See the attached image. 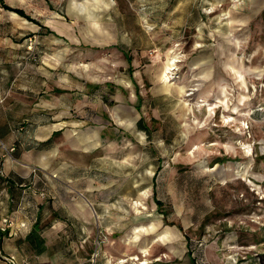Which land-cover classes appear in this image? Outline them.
Wrapping results in <instances>:
<instances>
[{"label":"rangeland","instance_id":"rangeland-1","mask_svg":"<svg viewBox=\"0 0 264 264\" xmlns=\"http://www.w3.org/2000/svg\"><path fill=\"white\" fill-rule=\"evenodd\" d=\"M113 1L75 0L76 15L60 1L75 45L54 52L29 40V73L58 56L60 86L85 83L87 125L100 135L79 161L85 173L56 178L44 188L59 194L42 201L60 221L90 217L89 264L94 254L96 264H264V17L234 0ZM142 117L148 133L127 127Z\"/></svg>","mask_w":264,"mask_h":264},{"label":"crops","instance_id":"crops-1","mask_svg":"<svg viewBox=\"0 0 264 264\" xmlns=\"http://www.w3.org/2000/svg\"><path fill=\"white\" fill-rule=\"evenodd\" d=\"M60 1L0 0V146L14 148L10 154L0 150V168L4 174L0 176V259L13 258L14 264H89L81 251L90 237L89 227L86 228L90 217L84 212L68 223L60 221L52 216L55 207L50 210L42 199L50 192L52 197H48L52 199L59 194L58 190L44 188H52L56 178L67 177L70 183L78 174H84L79 161L100 145L99 133L87 125L92 117V94L84 82L73 84L74 89L60 86L58 56L41 57L37 73H29L26 64L31 39L46 38L45 46L54 52L75 45L78 40L75 26L57 6ZM235 1L234 6L242 4L247 16L264 17V0ZM29 2L37 3L34 15L25 11ZM4 5L24 11L34 22L4 9ZM67 5L76 15L75 0H68ZM110 8L106 6L104 11ZM100 16L85 21L92 25ZM128 57L131 58L126 55L127 71L132 76V58L129 62ZM162 84L165 92H173V86ZM181 88H177L180 93ZM135 96L138 104L134 109L140 112L143 99L138 88ZM100 102L106 107L107 97L101 96ZM103 118L107 119L106 114ZM139 120L147 131L137 125ZM133 124L148 133L143 117L129 122L127 127ZM60 137L64 144L60 143ZM67 198H71L70 194ZM56 204L59 206V202ZM81 224L82 235L76 232V226ZM161 236L164 238L166 234ZM74 240L80 243L77 250L69 248Z\"/></svg>","mask_w":264,"mask_h":264},{"label":"trees","instance_id":"trees-1","mask_svg":"<svg viewBox=\"0 0 264 264\" xmlns=\"http://www.w3.org/2000/svg\"><path fill=\"white\" fill-rule=\"evenodd\" d=\"M3 7H4V9H6V10H9V11L15 12V13H17L19 16L24 17V18H26L27 20H29V21H33V22H34V20H33L30 16H28L24 11H22V10H20V9H13V8L8 7L7 5H4ZM130 60H131V58L128 57V61H129V62H130ZM129 70H130V72H132V69H131V68H130ZM137 125L141 126V129L147 131L146 128H142V120H139ZM155 203H156V205L158 206L159 210L161 209V207H163V203H161L159 200H155ZM0 233H1V232H0Z\"/></svg>","mask_w":264,"mask_h":264},{"label":"built area","instance_id":"built-area-1","mask_svg":"<svg viewBox=\"0 0 264 264\" xmlns=\"http://www.w3.org/2000/svg\"><path fill=\"white\" fill-rule=\"evenodd\" d=\"M2 146H4V145H2ZM4 149H5L6 152H7L6 154H10V153H12V152L14 151V148H13V147L8 148V149H7V148H4ZM3 175H4V174H3V170L0 168V176H3ZM5 222H7L6 219H4V223H5ZM1 230H2V231H5V228L2 227ZM95 257H96V254H94V255L90 258V263H91V264H96V262H95ZM8 261H9L11 264H14V261L12 260V258H11V259H8ZM122 261H123V260H122ZM122 261H121V262H122ZM121 262H120V263H121Z\"/></svg>","mask_w":264,"mask_h":264},{"label":"bare ground","instance_id":"bare-ground-1","mask_svg":"<svg viewBox=\"0 0 264 264\" xmlns=\"http://www.w3.org/2000/svg\"><path fill=\"white\" fill-rule=\"evenodd\" d=\"M172 59L170 60V62H169V65H170V67L168 68V70L165 72V73H168V71H172V66H174L175 65V63H176V58H175V56H173V57H171ZM175 69H176V67H175ZM174 69V70H175ZM169 72V73H170ZM168 73V74H169ZM166 77H167V75H166ZM168 78V77H167ZM165 80H167V79H165ZM168 81V80H167ZM143 256H146V254H142ZM132 259H135V260H139V257H137V256H135V257H133ZM145 262H143V263H140V264H144Z\"/></svg>","mask_w":264,"mask_h":264}]
</instances>
